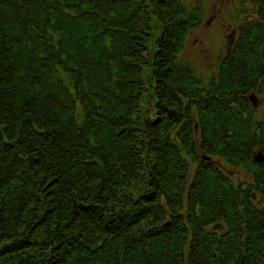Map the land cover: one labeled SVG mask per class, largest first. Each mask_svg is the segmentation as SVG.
I'll use <instances>...</instances> for the list:
<instances>
[{
    "label": "trees",
    "instance_id": "trees-1",
    "mask_svg": "<svg viewBox=\"0 0 264 264\" xmlns=\"http://www.w3.org/2000/svg\"><path fill=\"white\" fill-rule=\"evenodd\" d=\"M240 2L257 19L201 89L178 67L201 14L182 0H0V264H264V209L197 156L189 112L264 198L244 99L263 91L264 0Z\"/></svg>",
    "mask_w": 264,
    "mask_h": 264
},
{
    "label": "rangeland",
    "instance_id": "rangeland-1",
    "mask_svg": "<svg viewBox=\"0 0 264 264\" xmlns=\"http://www.w3.org/2000/svg\"><path fill=\"white\" fill-rule=\"evenodd\" d=\"M182 5L190 12L196 13L200 11L199 22L193 28L189 29L184 45L177 54L178 67L181 68L191 78L196 79L200 83V88L212 86L213 82L217 81L221 68V63L225 57L233 51L234 45L239 38L242 24L253 22L257 19V13L253 10V5H243L240 0H182ZM197 20V21H198ZM152 73L149 68L146 69L145 83H147L146 99L144 101V111L147 110V102L151 104V111L155 109V95L154 88L155 83L151 79ZM214 77V80L212 79ZM207 84V85H206ZM257 88L259 90L260 102L253 105L250 101V107L253 115L255 116L256 123L254 127H257L259 123L263 126L262 132H264V79L257 81ZM258 90V89H257ZM177 92H180L179 90ZM203 93V92H202ZM182 95L183 103L187 106L185 92H180ZM205 96V93L203 94ZM203 97V96H202ZM182 111H184L182 109ZM190 116H193V134L195 136L196 154L203 159V155L207 154L212 156V161L218 164L224 163V173L228 180L231 181L237 187H247L250 185L252 190L249 194L253 197L255 205L260 209H264V198L261 196L260 186L256 182V175H254V169H250L241 166L235 168L229 161L224 160L222 157L212 155L211 152L204 147L202 142V129L196 124L197 108L193 105L192 110H189ZM183 113V112H182ZM152 115L156 117V110L152 112ZM195 120V121H194ZM186 121V118L182 116L181 123ZM196 122V123H195ZM182 125L175 127L174 133L178 135ZM259 127V126H258ZM202 128V127H201ZM261 130L256 132L255 138H252V147L250 149L251 160L254 156V149L259 148L261 137ZM264 136V134H262ZM255 149V150H256ZM258 155H256L257 157ZM194 158V156H193ZM189 167L192 177L195 175L198 161L189 159ZM254 163V161H252ZM253 166V165H252ZM255 166V165H254ZM264 168V167H262ZM262 168L260 171H262ZM228 175V176H227ZM259 187V188H258Z\"/></svg>",
    "mask_w": 264,
    "mask_h": 264
},
{
    "label": "flooded vegetation",
    "instance_id": "flooded-vegetation-1",
    "mask_svg": "<svg viewBox=\"0 0 264 264\" xmlns=\"http://www.w3.org/2000/svg\"><path fill=\"white\" fill-rule=\"evenodd\" d=\"M261 79H264V77L261 78ZM259 88L261 89V87H259ZM259 94H260L259 93V90H257V89L256 90H253V91H250L248 93H245L244 99L247 100V104H248L250 110H252L251 107H250V101L253 102V105H256L257 102H260ZM262 125H263L262 123H259V125H258L259 128H260V130H261V126ZM259 128L257 129V132H258ZM262 134H264V132L261 133V137L259 138V140H260V142H259L260 143L259 148H257V149L255 148L256 150L254 149V151H255L254 152V156H252V159H253L252 161H254L258 165L260 164V168L264 167V136ZM260 153L262 154L263 161H259L258 162L257 159H256V155H258ZM214 164L216 166H218V168L220 169V171L223 173L224 177H226V175L224 173V170H223L224 167H226V166H224V163L218 164L217 162L216 163L214 162ZM232 166H234L235 168L240 167L239 165L238 166L232 165ZM262 172L264 173V168H262Z\"/></svg>",
    "mask_w": 264,
    "mask_h": 264
},
{
    "label": "water",
    "instance_id": "water-1",
    "mask_svg": "<svg viewBox=\"0 0 264 264\" xmlns=\"http://www.w3.org/2000/svg\"><path fill=\"white\" fill-rule=\"evenodd\" d=\"M257 161H263V157H262V154H258V156L256 157Z\"/></svg>",
    "mask_w": 264,
    "mask_h": 264
}]
</instances>
